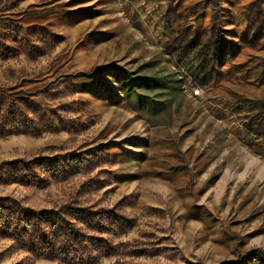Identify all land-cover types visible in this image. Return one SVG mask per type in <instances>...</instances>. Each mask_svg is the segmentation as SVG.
I'll return each instance as SVG.
<instances>
[{
  "label": "rangeland",
  "instance_id": "rangeland-1",
  "mask_svg": "<svg viewBox=\"0 0 264 264\" xmlns=\"http://www.w3.org/2000/svg\"><path fill=\"white\" fill-rule=\"evenodd\" d=\"M0 264H264V0H0Z\"/></svg>",
  "mask_w": 264,
  "mask_h": 264
},
{
  "label": "trees",
  "instance_id": "trees-1",
  "mask_svg": "<svg viewBox=\"0 0 264 264\" xmlns=\"http://www.w3.org/2000/svg\"><path fill=\"white\" fill-rule=\"evenodd\" d=\"M119 76L125 100L134 107L140 104L147 109H152L155 105L153 96L142 94L139 91L140 88L146 91L166 89V93L169 95L176 94L179 90V86H177L174 80L165 77L133 75L132 72L124 68L119 69Z\"/></svg>",
  "mask_w": 264,
  "mask_h": 264
},
{
  "label": "built area",
  "instance_id": "built-area-1",
  "mask_svg": "<svg viewBox=\"0 0 264 264\" xmlns=\"http://www.w3.org/2000/svg\"><path fill=\"white\" fill-rule=\"evenodd\" d=\"M199 88H194L193 90H192V94L193 95H198L199 94Z\"/></svg>",
  "mask_w": 264,
  "mask_h": 264
}]
</instances>
